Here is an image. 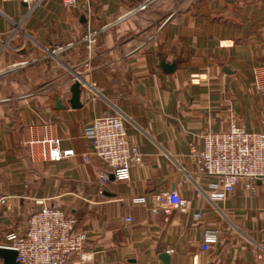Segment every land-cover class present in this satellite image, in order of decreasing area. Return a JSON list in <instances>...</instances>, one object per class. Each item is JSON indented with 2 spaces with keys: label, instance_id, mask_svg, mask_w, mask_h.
Instances as JSON below:
<instances>
[{
  "label": "crops",
  "instance_id": "crops-1",
  "mask_svg": "<svg viewBox=\"0 0 264 264\" xmlns=\"http://www.w3.org/2000/svg\"><path fill=\"white\" fill-rule=\"evenodd\" d=\"M14 26L0 55V193L9 195L0 244L10 231L23 233L44 202L87 234L81 264H164L163 252L170 264H264V179H240L218 198L223 185L200 173L192 156L204 135L232 123L264 132V95L253 83L264 63V0H46L32 13L0 0V34ZM91 29L98 36L89 45ZM68 43L56 56L48 52ZM162 61L175 62L173 72ZM77 79L82 107L72 108ZM115 112L125 116L140 160L127 179L112 176L102 188L106 164L85 131ZM41 123L74 155L33 163L24 142L27 127ZM170 190L188 208L151 213L153 196ZM208 228L219 229V241L204 250Z\"/></svg>",
  "mask_w": 264,
  "mask_h": 264
},
{
  "label": "built area",
  "instance_id": "built-area-1",
  "mask_svg": "<svg viewBox=\"0 0 264 264\" xmlns=\"http://www.w3.org/2000/svg\"><path fill=\"white\" fill-rule=\"evenodd\" d=\"M26 3L29 13L46 0H3ZM64 5H72L76 0H60ZM17 26L12 27L8 35L0 34V55L11 45L18 33ZM98 31L91 29L85 39L89 45L96 42ZM25 45V39L20 47ZM73 43L59 46L48 52L54 56L71 47ZM81 83V81H80ZM253 83L257 91L264 95V63L253 70ZM88 87V94L92 93ZM126 118L122 113H104L96 117L85 131L92 152L100 157L106 168L99 173L98 182L102 188L113 176L127 179L131 166L140 160L138 149L128 138ZM28 137L24 144L28 148L30 160L35 162L61 161L74 155L73 149L62 147V138L48 123L29 125ZM198 171L217 177L215 187L223 185L218 198L234 190L240 179L250 183L264 179V132L248 130L244 126L232 123L228 129L210 132L203 137L201 150H192ZM9 195L0 193V207L6 206ZM139 203L147 205L146 199L138 198ZM188 200L176 190L161 191L152 198L147 209L156 214L160 209H185ZM200 212L193 217L200 218ZM131 218H127L131 222ZM87 234L77 229V219L63 209L41 202L40 208L33 212L23 233L10 231L6 241L0 247L14 249L17 252L16 264H81L87 259L83 252ZM219 241V229L208 228L204 231L202 249L210 250ZM74 257L78 259L72 261Z\"/></svg>",
  "mask_w": 264,
  "mask_h": 264
},
{
  "label": "water",
  "instance_id": "water-1",
  "mask_svg": "<svg viewBox=\"0 0 264 264\" xmlns=\"http://www.w3.org/2000/svg\"><path fill=\"white\" fill-rule=\"evenodd\" d=\"M26 4V3H25ZM161 67L163 68L164 72L171 73L175 68V62L172 64H167L165 61H162ZM56 98V106L63 107L61 101L57 96ZM69 103L72 108H80L82 107L81 103V83L80 80L77 79L71 86V98ZM16 257L17 252L14 249L0 247V258L3 260L4 264H16ZM164 264H170V256L167 252H163L160 255Z\"/></svg>",
  "mask_w": 264,
  "mask_h": 264
},
{
  "label": "rangeland",
  "instance_id": "rangeland-1",
  "mask_svg": "<svg viewBox=\"0 0 264 264\" xmlns=\"http://www.w3.org/2000/svg\"><path fill=\"white\" fill-rule=\"evenodd\" d=\"M171 3H172V1H171Z\"/></svg>",
  "mask_w": 264,
  "mask_h": 264
}]
</instances>
